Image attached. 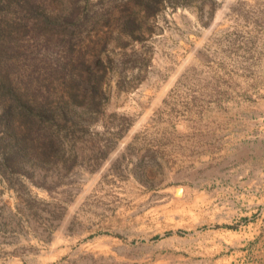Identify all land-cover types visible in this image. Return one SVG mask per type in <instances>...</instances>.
<instances>
[{"label": "rangeland", "instance_id": "1", "mask_svg": "<svg viewBox=\"0 0 264 264\" xmlns=\"http://www.w3.org/2000/svg\"><path fill=\"white\" fill-rule=\"evenodd\" d=\"M33 1L0 264H264V0Z\"/></svg>", "mask_w": 264, "mask_h": 264}, {"label": "trees", "instance_id": "2", "mask_svg": "<svg viewBox=\"0 0 264 264\" xmlns=\"http://www.w3.org/2000/svg\"><path fill=\"white\" fill-rule=\"evenodd\" d=\"M15 2L24 13L9 17L5 10L14 9ZM64 22L44 14L33 0H0V141L10 144L12 149L35 138L51 115L47 108L25 97L17 84V65L24 58L19 39L25 28L52 33ZM4 159L5 153L0 152V161Z\"/></svg>", "mask_w": 264, "mask_h": 264}]
</instances>
